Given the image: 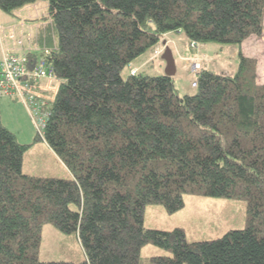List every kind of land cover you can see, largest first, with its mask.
<instances>
[{
  "label": "trees",
  "instance_id": "obj_1",
  "mask_svg": "<svg viewBox=\"0 0 264 264\" xmlns=\"http://www.w3.org/2000/svg\"><path fill=\"white\" fill-rule=\"evenodd\" d=\"M43 1L46 56L58 82L42 137L71 175L25 174L30 146L0 111V264H143L148 243L172 253L152 264H264L258 59L240 51L233 75L202 67L193 94H179L165 74L121 75L173 33L194 50L241 49L264 32V0H0V11L17 17ZM186 194L246 199L247 227L195 242L181 228L145 227L146 205L175 212ZM46 224L76 233L84 260L40 261Z\"/></svg>",
  "mask_w": 264,
  "mask_h": 264
},
{
  "label": "rangeland",
  "instance_id": "obj_2",
  "mask_svg": "<svg viewBox=\"0 0 264 264\" xmlns=\"http://www.w3.org/2000/svg\"><path fill=\"white\" fill-rule=\"evenodd\" d=\"M43 1L37 9L47 8ZM22 9H20L21 11ZM31 10V11H32ZM29 11V12H31ZM21 17L27 14L19 13ZM8 15L0 11V22L6 23ZM182 35L176 33L166 37L168 45L173 48L177 60V73L174 76L176 91L183 94H193L196 88V72L202 67H209L216 73L235 74L239 67V53L252 56L259 62V78L264 82V32L261 37L250 36L241 49L227 44L210 43L202 48L207 57H194L190 60H181L175 49V40H180ZM183 37H185L183 35ZM255 40V41H254ZM164 47L163 44L159 48ZM182 47V45H181ZM190 51L184 43L181 52ZM154 55V54H153ZM143 54L131 66L123 69L121 75L128 77L131 70L148 75L165 74L166 62L162 55L153 56ZM188 62V63H187ZM199 64L195 72L193 66ZM56 83L58 80L55 81ZM53 85V84H52ZM0 111L5 126L13 132L21 144L29 145L23 157V171L25 174L37 177L69 178L71 173L59 157L52 151L42 137L39 128V118L20 101L11 98H0ZM33 114V115H32ZM144 225L150 229L172 231L181 228L189 242L217 239L230 230L244 229L248 225L247 201L244 198L208 197L203 195L186 194L184 206L175 212H169L162 204L153 203L144 209ZM172 256L171 251L160 248L153 243L146 244L141 251L143 264H152L151 258L156 256ZM40 261H74L84 260L83 248L77 234H64L53 224H46L42 231V241L39 251Z\"/></svg>",
  "mask_w": 264,
  "mask_h": 264
},
{
  "label": "built area",
  "instance_id": "obj_3",
  "mask_svg": "<svg viewBox=\"0 0 264 264\" xmlns=\"http://www.w3.org/2000/svg\"><path fill=\"white\" fill-rule=\"evenodd\" d=\"M38 5L27 7L37 9ZM18 16L15 23H0L3 51L0 59V98H11L23 103L39 118L38 126L43 130L48 114L44 109L45 103L53 99L57 91L55 75L46 56L52 49L46 42V22L38 23ZM192 47L196 48V44L193 43ZM163 52L164 47H158L154 56L162 55ZM193 68L196 72L199 64ZM135 73L136 70H132V74ZM193 85L196 86V83Z\"/></svg>",
  "mask_w": 264,
  "mask_h": 264
},
{
  "label": "crops",
  "instance_id": "obj_4",
  "mask_svg": "<svg viewBox=\"0 0 264 264\" xmlns=\"http://www.w3.org/2000/svg\"><path fill=\"white\" fill-rule=\"evenodd\" d=\"M39 5H40V7H41V3H39ZM30 7H24L21 11L19 10L18 12H17V17H12V16H8V19L6 20L7 22L6 23H2V24H12V23H15L17 20H18V18H19V13L21 12V13H24V14H27L28 15V17L30 18V20H34V22H38V23H42V22H44V21H41L40 20V18L41 17H43V16H45L47 13H46V9H43V8H41V9H39L38 11H34V10H32L33 8H31V9H29ZM32 10V11H31ZM29 11H31V12H29ZM1 23V22H0ZM178 35H182L181 33H177ZM171 35V34H170ZM185 41H186V39H185V37H183V35L181 36V38H180V40H175V43H174V45H175V49H176V52H178V56L179 57H181L180 59L181 60H190V59H192V58H196V57H205V55L208 57L209 56V54L208 53H205L204 51L205 50H203V48H202V45L197 49V50H194L190 45L188 46L187 44H186V46H187V48H189L190 49V51H188V50H184L185 51V53H182L181 52V48L183 47V45H184V43H185ZM255 41V40H254ZM181 45H182V47H181ZM171 48H172V46H171ZM173 49V48H172ZM175 55V54H174ZM2 56H3V51H2V45H1V43H0V59L2 58ZM176 58V57H175ZM176 63H177V60H176ZM188 63V62H187ZM258 73H259V71H258ZM259 76V75H258ZM259 80H260V78H259ZM261 81V80H260ZM264 83V82H263Z\"/></svg>",
  "mask_w": 264,
  "mask_h": 264
},
{
  "label": "water",
  "instance_id": "obj_5",
  "mask_svg": "<svg viewBox=\"0 0 264 264\" xmlns=\"http://www.w3.org/2000/svg\"><path fill=\"white\" fill-rule=\"evenodd\" d=\"M163 46L162 59L166 62L165 75L174 77L177 73V64L173 49L168 45L166 40L163 41Z\"/></svg>",
  "mask_w": 264,
  "mask_h": 264
}]
</instances>
